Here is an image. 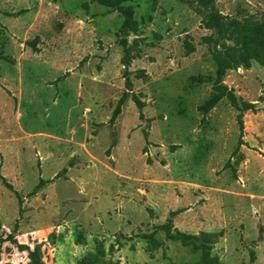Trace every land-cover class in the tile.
<instances>
[{"label":"rangeland","instance_id":"1","mask_svg":"<svg viewBox=\"0 0 264 264\" xmlns=\"http://www.w3.org/2000/svg\"><path fill=\"white\" fill-rule=\"evenodd\" d=\"M257 33L264 0H0V264H264V66L213 56Z\"/></svg>","mask_w":264,"mask_h":264},{"label":"trees","instance_id":"2","mask_svg":"<svg viewBox=\"0 0 264 264\" xmlns=\"http://www.w3.org/2000/svg\"><path fill=\"white\" fill-rule=\"evenodd\" d=\"M102 2H108L111 5H116L121 0H101ZM197 1L204 9L208 7L209 0H195ZM212 27L221 28V25H211ZM258 32V31H257ZM259 33V32H258ZM258 33L256 35L252 36V39L255 43L254 46H250L248 41H244V43L241 45V47H226L223 50H217L214 53V62L216 65V72L218 75L222 76L226 73L227 70L237 68L238 66H249L250 60L254 59L258 61L261 65L264 66V48L262 40L259 39ZM126 84L129 86L131 85V82L129 78H126ZM223 97H226L231 105L235 107L239 111V126L240 131L243 130V124L241 120V115L243 112L250 110L252 112L258 111L255 104L251 102L244 101L240 98H238L231 89H228V87L219 81L214 82L212 86V91L207 99L199 106V110H201L203 113L208 112L210 109H212ZM128 98V93L126 90L123 91L122 95L118 99L111 117L110 122L114 123L117 119L118 115L121 112V107L124 104V102ZM242 135H240L239 138V144L242 143ZM114 143L112 144V146ZM0 179L3 185H5L8 189L13 191L18 198L19 202H21V197L13 189V186L7 181V179L1 174L0 172ZM46 181L44 179H40L37 185L33 188L31 194L35 193ZM163 229L166 232V236L168 239L172 241H179L184 246H190L193 249L202 250V253L206 252L207 249V243L206 239H203L205 236L204 233H201L202 235H192L188 233H184L178 230H171L170 225H164ZM204 235V236H203Z\"/></svg>","mask_w":264,"mask_h":264}]
</instances>
